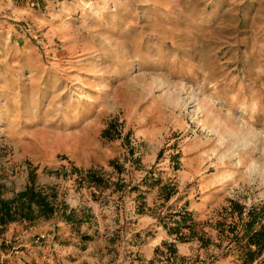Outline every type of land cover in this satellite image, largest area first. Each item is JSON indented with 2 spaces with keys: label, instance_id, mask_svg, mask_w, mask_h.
Wrapping results in <instances>:
<instances>
[{
  "label": "rangeland",
  "instance_id": "rangeland-1",
  "mask_svg": "<svg viewBox=\"0 0 264 264\" xmlns=\"http://www.w3.org/2000/svg\"><path fill=\"white\" fill-rule=\"evenodd\" d=\"M121 1L0 0V202L38 199L0 224V264H249L246 223L264 224V100L249 124L240 98L209 96L264 97V0H173L190 16L163 43L202 71L184 83L175 60L115 69L100 52L145 27L109 22Z\"/></svg>",
  "mask_w": 264,
  "mask_h": 264
},
{
  "label": "crops",
  "instance_id": "crops-1",
  "mask_svg": "<svg viewBox=\"0 0 264 264\" xmlns=\"http://www.w3.org/2000/svg\"><path fill=\"white\" fill-rule=\"evenodd\" d=\"M130 0H124L121 1L119 4V7L116 9L114 14H112L108 19L110 20L111 24L117 29L119 26H123L124 24L128 25L127 23H132L133 20L140 18L144 19V24L145 27H141L143 31L140 30H135V31H125L127 34H134L136 37L131 38V44L125 48L123 47L120 50V46H115V48H112L111 51H109L110 47L108 46L109 49H102L100 52L102 54L108 55L110 58V61L112 63V66L117 69L118 67L124 68L125 70L129 69V64H131V59L135 60V64H137L139 67L145 70L149 71H160V70H165L169 69L168 63L175 60L176 65L175 68L179 69L177 71L178 75L173 74L170 70L169 73L170 75H174L176 79H179L184 83V81H187V79L191 82H198L199 76H202V71H201V64L200 65H195V62L193 59L187 58L184 54L188 55L191 54L190 51H186L184 49L178 48V51H182L180 57H176L173 55L171 56V53L168 49V47L163 43L164 40H167V35H174V34H180L182 33L185 28L183 21L186 20L187 17L189 18L190 14V8L189 7H183L180 8V11H171V4L173 0H142L144 3L143 7L147 6V10L143 12L142 16L136 11L134 3H130ZM140 1V0H137ZM195 14V12H194ZM196 15V18H198V15ZM191 19V18H190ZM197 20V19H196ZM106 21L99 23L98 26L100 30L103 32L104 35H108V33L116 34L115 30L112 29V27H107L106 26ZM174 23V24H172ZM180 24V25H179ZM130 28L136 29L135 26H132L131 24ZM174 26L175 28H172ZM65 32L62 33V36L68 37V27H62ZM195 29L197 30H203L205 27L202 25L196 26V28L189 27V29ZM103 29L107 30L108 32L104 31ZM146 29V30H144ZM174 29V30H173ZM191 29V30H192ZM62 30V29H61ZM143 33H148L153 36L152 41L148 43V45H141L140 44V38L139 36L142 35ZM139 41H138V38ZM134 38H137L136 45H134ZM70 41L68 40V43ZM114 46V45H112ZM136 47V48H135ZM188 52V54H187ZM112 53H116L117 57H112ZM68 55L71 53H67ZM86 55V54H84ZM71 56V55H70ZM188 59V60H187ZM85 64L84 66H86ZM89 67L91 69L97 68V65L95 62L90 61L89 62ZM64 64L60 63H54L52 64V69L55 72H61V68L64 67ZM74 66V65H73ZM83 65H77L75 66L76 68H83ZM203 78V77H201ZM204 81V78L201 79ZM54 83L50 82L46 86V90L49 89L50 91L54 89L53 87ZM38 86L34 89V91L30 92L29 94H39L38 91ZM37 91V92H36ZM49 93V91L47 90ZM211 99L216 98V99H225L228 103L223 102L226 104L228 107H231L234 105L235 101L237 99H241L242 105L244 106L243 110L247 113V122L251 124L252 119L256 117V113L260 111L262 101L264 100L263 94H214L213 96L210 94L209 96ZM221 97V98H220ZM32 101H35L34 95L31 96ZM224 101V100H223ZM35 105V103H34ZM263 120L264 124V117L261 119ZM261 125V123H259Z\"/></svg>",
  "mask_w": 264,
  "mask_h": 264
},
{
  "label": "trees",
  "instance_id": "trees-1",
  "mask_svg": "<svg viewBox=\"0 0 264 264\" xmlns=\"http://www.w3.org/2000/svg\"><path fill=\"white\" fill-rule=\"evenodd\" d=\"M159 156V155H158ZM93 173H88L87 178L90 180L94 179ZM22 196L27 197L28 199L23 204L21 203L19 207L13 208V205H8L3 202H0V224H4L7 221L14 220L16 217L24 218L26 213L30 215L32 213L31 207L33 203H38V199L34 194L32 189H29L28 192L22 194ZM49 208V207H48ZM50 213L53 209L49 208ZM46 214V213H44ZM48 214V213H47ZM254 219H250L247 221V229H248V237H247V246L249 245L250 250L247 251V259L248 263L251 264L256 256L259 255L260 249L264 247V224L263 227L258 231H250L251 227L253 226ZM251 232V233H250ZM252 245V246H251ZM252 247H254L252 249ZM259 250H258V249Z\"/></svg>",
  "mask_w": 264,
  "mask_h": 264
}]
</instances>
